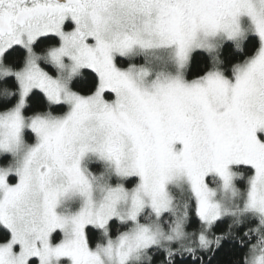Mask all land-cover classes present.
<instances>
[{"label":"snow or ice","instance_id":"6c2138e0","mask_svg":"<svg viewBox=\"0 0 264 264\" xmlns=\"http://www.w3.org/2000/svg\"><path fill=\"white\" fill-rule=\"evenodd\" d=\"M226 245L264 264V0H0V264Z\"/></svg>","mask_w":264,"mask_h":264},{"label":"trees","instance_id":"16d2710c","mask_svg":"<svg viewBox=\"0 0 264 264\" xmlns=\"http://www.w3.org/2000/svg\"><path fill=\"white\" fill-rule=\"evenodd\" d=\"M225 225L221 224L218 226L217 231L223 229ZM233 258V254L231 250L226 245L223 249L217 252L213 264H228V261Z\"/></svg>","mask_w":264,"mask_h":264}]
</instances>
